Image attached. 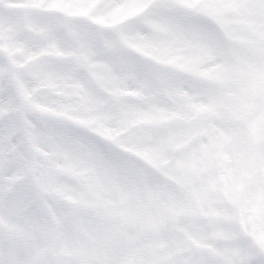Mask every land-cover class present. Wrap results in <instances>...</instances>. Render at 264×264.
I'll return each mask as SVG.
<instances>
[{
    "label": "snow or ice",
    "instance_id": "6c2138e0",
    "mask_svg": "<svg viewBox=\"0 0 264 264\" xmlns=\"http://www.w3.org/2000/svg\"><path fill=\"white\" fill-rule=\"evenodd\" d=\"M0 264H264V0H0Z\"/></svg>",
    "mask_w": 264,
    "mask_h": 264
}]
</instances>
